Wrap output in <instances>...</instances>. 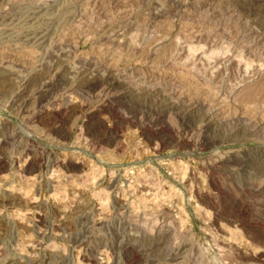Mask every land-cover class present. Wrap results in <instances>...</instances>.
<instances>
[{"label":"rangeland","instance_id":"rangeland-1","mask_svg":"<svg viewBox=\"0 0 264 264\" xmlns=\"http://www.w3.org/2000/svg\"><path fill=\"white\" fill-rule=\"evenodd\" d=\"M95 260L264 264V0H0V264Z\"/></svg>","mask_w":264,"mask_h":264},{"label":"bare ground","instance_id":"bare-ground-1","mask_svg":"<svg viewBox=\"0 0 264 264\" xmlns=\"http://www.w3.org/2000/svg\"><path fill=\"white\" fill-rule=\"evenodd\" d=\"M132 252H133V251H132ZM132 252H131V253H132ZM135 254H136V253H135ZM18 261H19V260H18ZM18 263H19V262H18ZM19 264H20V263H19ZM94 264H103V263L100 262V261H98V260H95V261H94Z\"/></svg>","mask_w":264,"mask_h":264}]
</instances>
